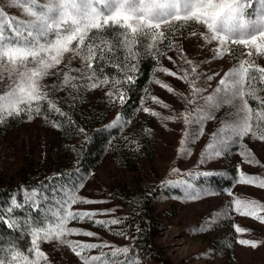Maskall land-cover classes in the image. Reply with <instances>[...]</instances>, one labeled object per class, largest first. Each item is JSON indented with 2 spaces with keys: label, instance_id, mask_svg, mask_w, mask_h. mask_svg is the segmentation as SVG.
<instances>
[{
  "label": "snow or ice",
  "instance_id": "obj_1",
  "mask_svg": "<svg viewBox=\"0 0 264 264\" xmlns=\"http://www.w3.org/2000/svg\"><path fill=\"white\" fill-rule=\"evenodd\" d=\"M7 3L19 8L26 18L13 16L0 6V127L10 120L26 118L31 122L43 115L46 123L60 129L63 125L49 116L70 118L50 99L49 88L55 92L65 88L71 91L81 88L94 90L109 84L113 88L131 86L135 83L140 59L147 56L157 62L154 72H163L189 85L190 95L184 96L167 83L155 79V83L182 96L186 105L192 106L178 115L162 117L169 121L182 119L186 126L178 149L181 158L192 154L189 145L202 138L205 125L208 120L215 119V112L228 107L221 126L211 134L201 153L200 164L231 154L235 147L243 163L260 165L244 140L250 137L264 141V95H261L264 93V66L256 63V58L264 57V0H7ZM191 24L201 26L203 31L187 35H199L204 46L215 44L211 48L213 59L223 58L237 46L245 50L241 55L248 57L240 59L229 69L213 92L206 96L207 88L197 86L202 75L198 72L199 65L188 59L177 42L169 38ZM105 32L112 33L110 39L104 35ZM165 41L167 50L161 51L160 45ZM177 48L176 59L168 56V51ZM121 52L122 57L117 55ZM66 55L69 58L65 63ZM158 56L166 57L177 71L159 66ZM77 59L81 67L73 68L72 62ZM121 59L122 63L117 62ZM177 59L187 67L177 65ZM62 64L63 69L60 67ZM109 67L116 70L111 79L105 71ZM217 75L219 73L204 74L205 83ZM48 77H55L56 82L50 86L42 83ZM106 96L111 103L121 106L128 101L123 87L116 88V91L109 89ZM147 99L164 108L170 107L156 96L149 95ZM144 100L142 97L141 105ZM249 100L256 102L257 106L254 108ZM142 110L151 116H161L149 107H142ZM127 123L129 121L118 114L106 129H119ZM79 131L84 133L82 128ZM88 142L85 136V143ZM171 171L184 177L161 185L182 192L181 196L174 198L195 201L202 195L216 194L211 189V181L220 175L217 170L181 173L178 168H172ZM235 171L236 177L230 182L233 186L240 183L264 189V177L245 173L239 165ZM78 173L77 167L71 172L54 174L50 179L62 183L51 188V196L47 191L25 187L21 189L22 198H10L9 205L0 211V223L25 236L28 246L21 250L15 241L0 242V264H41L42 261L50 264L41 244L52 241L70 248L82 264H139L129 246L70 239L73 236L98 237L91 230L70 226L73 221H87L102 227L121 223L118 219H94L114 210L102 212L74 208L75 205L105 202L79 194L85 187V177L78 176ZM224 192L233 196L231 188L226 187ZM25 210L31 214L23 218L14 215ZM233 211L264 221V216L258 214L264 212V204L254 199H233L227 214ZM36 212L41 214L37 216ZM224 215L222 212L210 219L208 225L200 230H208ZM235 231L248 230L236 226ZM119 235L128 238L123 232ZM238 242L253 247L259 243L246 239ZM104 248H112V251L105 253ZM95 249H100V254L90 255ZM121 256L124 259H119Z\"/></svg>",
  "mask_w": 264,
  "mask_h": 264
},
{
  "label": "rangeland",
  "instance_id": "obj_2",
  "mask_svg": "<svg viewBox=\"0 0 264 264\" xmlns=\"http://www.w3.org/2000/svg\"><path fill=\"white\" fill-rule=\"evenodd\" d=\"M0 6L13 16L26 18L19 8L9 6L7 0H0ZM193 31L199 34L203 28L197 24H191L169 38L177 42L188 59L199 65L198 72L202 75L197 86L207 88L204 93L206 96L213 92L219 80L229 69L236 66L240 59L248 57L242 56L241 53L245 50L237 46L223 58L213 59L211 48H214L215 44L204 46L199 35H187ZM166 45L167 41L160 45L161 51L167 50ZM179 48L168 51V56L176 59ZM68 58L66 55L65 63ZM160 58L159 66L177 71L166 57ZM176 63L181 67H187L178 59ZM256 63L264 66V57L256 58ZM71 66L80 68V60H73ZM60 67L63 69L64 65ZM214 73L219 75L205 83L204 74L213 75ZM155 79L167 83L184 96L190 95L187 83L163 72L154 73L150 80V95L158 97L170 107L164 108L152 101L142 106L161 113V116H151L141 108L138 115L130 121L131 128L128 130L127 138L134 139L135 148L125 144L124 141H117V152H108L103 155L101 160L91 168L86 177L85 187L80 190L79 194L88 199L105 202L74 206L75 209L80 210L102 212L114 210L94 219H118L121 223L102 227L87 221L83 223L73 221L70 226L91 230L96 232L98 237L73 236L70 239L130 246L139 264H264V221L234 211L230 215L227 214V208L235 198L254 199L264 204V189L240 183L233 186L230 183L236 177L235 170L238 165L245 173L264 177V166H262L264 165V141L252 140L250 137L244 140L261 162L260 165L243 163L235 147L231 154L201 165L199 162L201 153L208 144L211 134L221 126V120L229 111L228 107H223L215 112V119L207 121L202 138L189 145L192 154L181 158L178 149L181 147L180 141L184 137L186 126L182 119L169 121L162 117L178 115L192 106L186 105L182 96L170 93L155 83ZM54 82H56L55 77H48L42 83L50 86ZM83 82L86 81H77V83ZM120 87L121 85L116 86V88ZM116 88L109 84L94 90L81 88L78 91H71L65 88L53 92L49 88L48 91L50 99L56 102L59 108H64L68 104V97L73 95L81 97L83 107L96 106L98 102L99 104L103 102L106 108L114 106L105 122L109 125L119 113L118 103H111L106 92L109 89L116 91ZM73 111L75 110L71 109L70 113ZM95 119L96 116L91 114L84 117L88 126L95 122ZM88 132V129L84 130L83 134L77 131L72 134L69 141L61 137L59 129L46 123L41 116H37L31 122L22 118L14 126L10 127L7 123L0 127V187L18 186L19 190L25 187L38 189L35 178L43 179L47 175L50 177L69 169L75 163L78 145L85 136H89ZM172 168H178L181 173L217 170L220 175L211 181V189L216 194L202 195L195 201L174 198L182 195L179 189L161 187L165 181L184 178L172 173ZM232 171L233 174H231ZM226 187L231 188L233 196L224 192ZM17 192L15 190V193ZM143 208L147 209L146 216L150 222L147 230L148 242L141 250L132 243L134 229L128 225V222L136 221ZM222 212L225 213L222 220L210 226L208 230H200L208 225L210 219L218 217ZM258 214L264 216V212ZM236 226L248 231L237 233ZM121 232L128 238L119 235ZM241 239L259 243L255 247L241 245L238 242ZM41 247L47 253L50 264H82L70 248L63 247L55 241L42 243ZM108 249L112 251V248H104L103 252H109ZM100 252V249H95L89 254L98 255ZM41 264L44 262L42 261Z\"/></svg>",
  "mask_w": 264,
  "mask_h": 264
},
{
  "label": "trees",
  "instance_id": "obj_3",
  "mask_svg": "<svg viewBox=\"0 0 264 264\" xmlns=\"http://www.w3.org/2000/svg\"><path fill=\"white\" fill-rule=\"evenodd\" d=\"M105 36H107L109 39L112 36L111 32H105ZM166 48V47H165ZM142 51V49H141ZM118 56L122 57V52L117 53ZM161 56H158L157 59L159 60L160 65V58ZM122 63L121 61H117ZM157 62L156 60L152 59L151 57L144 56L139 61V68L138 73L135 76V83L131 86H124V91L127 92L128 95V101L126 104L121 106L120 104H117L118 106V113L123 116L125 120H128L129 123L125 124L122 128L114 129L109 128L106 129L105 122L108 119L109 113L114 109V106L106 108V105L99 104V102L96 104V106L86 105V107H83V101L80 96L73 95L68 97V104L64 106V108H60L63 112L68 114V117L70 119H63L60 117H56L54 115H50V119H56L58 120L63 126L59 129V132L61 134V137L64 139H70L72 138V134L75 132H80L79 129L89 130V136L88 143H85V138L82 140V142L78 145L77 151H76V161L75 163L67 170L61 171L59 173L64 172H71L74 171L77 167L79 168L78 176L86 177L90 173L91 168L98 163L103 155L105 153L110 152H117V141H124L125 144L131 145L133 148H135V142L134 139L127 138L129 133L128 130L131 128L130 121L138 115L139 111L141 110L142 106L144 104H149L151 100H148L147 97L150 95V80L151 77L154 75V69L157 68ZM106 74L109 77H112L115 73V69L109 67L106 68ZM102 77V76H101ZM122 79V76H119ZM261 95H264V93H261ZM145 98L143 105H141V98ZM249 103L255 108L256 102L249 100ZM46 108V105L44 106ZM94 107V108H93ZM74 109L72 113H70V110ZM140 109V110H138ZM44 109L42 108V111ZM99 113V115H97ZM96 116L95 122H93L90 126H88L84 120V117L86 118L88 115ZM42 118L43 115H41ZM21 119L16 120H10L8 122V125L14 126L18 124ZM74 121V124L72 123ZM131 134L133 132H130ZM67 140V141H68ZM136 141V140H135ZM234 171V169H233ZM233 171L231 174H233ZM58 173V174H59ZM44 177L43 179L35 178L36 184L38 189L40 191H47L48 195L51 196V188L54 185H59L62 183L60 180L56 179H50L54 175L48 177ZM33 180V181H34ZM29 185V184H27ZM9 190V194H8ZM15 190L18 191L15 193ZM21 190L18 189V186L10 187V188H2L0 187V206H3L0 208V211H3V208H6L9 205L10 198L13 197V195L17 197H21ZM129 207V205H128ZM131 208V207H130ZM131 210V209H130ZM147 209L143 208L142 212L138 214V217L136 221L134 222H128V225L131 226L134 230H132V243L137 246V248H140L143 250L144 247H146V243L148 242V235L147 230L149 229V222L150 220L147 218ZM27 210L25 211H18L14 213L16 217L23 218L25 215H30ZM41 213L36 212L35 215L39 216ZM156 222V221H155ZM156 225V224H154ZM5 241H15L18 243L19 248L25 249L28 246V239L23 236L20 232H12L10 231L3 223H0V242ZM131 249V247L129 246ZM109 252H111L110 249H108ZM119 259H124V257H119Z\"/></svg>",
  "mask_w": 264,
  "mask_h": 264
}]
</instances>
